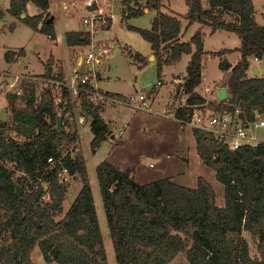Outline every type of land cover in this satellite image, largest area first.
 Listing matches in <instances>:
<instances>
[{
  "label": "trees",
  "instance_id": "1",
  "mask_svg": "<svg viewBox=\"0 0 264 264\" xmlns=\"http://www.w3.org/2000/svg\"><path fill=\"white\" fill-rule=\"evenodd\" d=\"M201 1L183 0L186 24L208 25L210 33H233L240 43L238 48L209 52L217 59L227 98L208 106L221 112L237 107L242 110L243 123L253 118V111L264 114V77L246 76V71L251 74L249 59L264 54V25L255 23L251 1L203 0L205 7ZM28 2L39 9L37 15L25 11ZM129 2L120 0L121 21L140 16L144 10L154 11L149 29L125 27L136 31L150 46L157 76L163 66L189 54L183 80L186 105L172 113L173 118L185 123L190 106L204 103L195 92L201 83L202 36L196 31L188 41L179 42L178 15L162 12L161 0ZM48 3L9 0L6 13L54 40ZM109 25L108 21L106 28ZM12 27L13 23L9 25ZM63 38L68 47L88 44V33L81 30L66 31ZM232 52L239 54L234 65L224 56ZM22 54L23 49L8 50L3 58L11 62ZM131 57L139 68L146 62L139 52ZM51 64L49 57L43 72L34 76L41 81H22L21 95L4 94L8 117L0 120V264H34V248L48 263L106 264L85 159L78 151L70 154L78 142L72 118L75 103L66 85L59 87L57 109L51 103L49 80L64 83L60 70L53 76ZM88 88L80 84L75 97L79 113L89 121L90 148L94 151L111 131L99 114L101 104L92 105L86 99L84 91ZM57 121L61 122L59 129ZM191 135L195 154L221 185V206L215 203L211 184L200 176L190 188L169 178L139 184L130 175L131 169H119L105 160L95 166L115 264H168L179 253L184 255L185 264H264V141L230 150L208 133L191 128ZM64 174L80 181V188L57 220L69 189ZM242 232L254 239L258 258L249 256Z\"/></svg>",
  "mask_w": 264,
  "mask_h": 264
},
{
  "label": "rangeland",
  "instance_id": "2",
  "mask_svg": "<svg viewBox=\"0 0 264 264\" xmlns=\"http://www.w3.org/2000/svg\"><path fill=\"white\" fill-rule=\"evenodd\" d=\"M9 0H0V73H8L11 75H18L21 72H31L32 74H40L43 72L44 62L52 55L57 60L52 62V74L57 76L58 70L62 73V84L69 85L72 78V68H76L78 71L85 68L76 63V58L84 56L90 51V43L92 41L94 47H101L104 44H108L110 52L95 63L97 69V84L100 88L109 91L112 94H118L119 98L131 95L136 90L143 91L148 90L156 92L155 99L158 100L157 104L162 109L163 101L166 95V89L169 87V83H177L174 94L169 97V103L166 104L165 110H174L177 107L185 106V101L179 100L185 94L183 93V82H181L182 75L185 71L184 59L181 58L174 65L164 68L166 76L159 79L156 75V67L152 59H148L150 51L149 45L139 36V34L125 27V23L129 26L139 27L143 29H149V20L153 11L149 13H143L140 16L130 17L125 23L119 21V0H111L104 8L108 10L109 15L112 16L111 27L114 38L112 41L103 43L104 31H97L88 35V44L84 46L68 47L64 43L63 34L66 31L79 30L84 31L81 25L80 19L85 15V10L82 7V0H50V9L55 19L54 31L56 34V44L54 40L49 39L42 33L31 30L21 21L10 16L6 13ZM132 3L133 0H129ZM167 0H163L166 2ZM252 6H254V21L256 24L264 25V0H250ZM171 7L183 17L184 4L183 0H169ZM142 2H140L141 4ZM102 4V3H101ZM103 7V5H102ZM166 10V9H165ZM164 10V11H165ZM107 13V12H106ZM178 15V16H179ZM13 23V27L9 28V25ZM194 26V27H192ZM77 29V30H78ZM197 29V24L193 23L187 28L185 34L182 37L183 41L189 40L191 35ZM99 31V32H98ZM195 33V32H194ZM193 33V34H194ZM90 37V38H89ZM92 38V39H91ZM90 41V42H89ZM203 51L201 59V83L198 85L197 91H195L202 99L204 104L214 103L217 90L223 87V75L217 68V59L209 54L212 51H218L223 48H235L240 45L236 36L233 33L225 32H206L202 37ZM24 49V55H21L16 62L8 64L4 58L3 53L11 50L17 52ZM128 50L133 52H139L146 58V62L142 68H138L135 60L130 57ZM74 51V53H73ZM51 57V61H53ZM239 54L233 52L227 56L230 65H234L238 59ZM185 58V57H184ZM250 61V59H249ZM250 68L253 67L258 70V66L250 61ZM163 69V68H162ZM173 72L176 76H173L169 80V73ZM101 74V79L98 80V75ZM161 74V73H160ZM258 75L250 74L246 71V76ZM65 78V80H64ZM176 79L177 82L173 80ZM10 81V80H9ZM156 81L161 82L159 85ZM38 82V81H37ZM58 84L61 82H57ZM42 86V85H41ZM61 86V85H60ZM59 86V87H60ZM226 89V88H225ZM196 90V89H195ZM5 90L0 91V115H6V110L3 113ZM149 95V94H148ZM186 96V95H185ZM73 103H75L72 113L73 119L76 123L78 142L70 149V154L76 153L73 148H76L85 159L86 174L90 183V191L92 194L93 205L95 213L97 214V222L99 231L102 235V243L106 253V264H115L113 251L110 246L109 234L106 228L105 215L102 210V203L100 194L98 192L96 176L94 174V168L98 162L105 159V153L112 147L110 151L111 156L117 157L126 165H135L134 177L138 182L153 181L156 179L165 178V176L171 175L174 172L177 178H174L176 184L193 187L195 180L198 176L204 178L209 182L215 191V203L222 205V188L221 185L215 180L214 173L210 168L198 163L197 155L192 151L190 143H183L181 153L175 152L174 145L177 144L175 135V129L180 126V130L184 132L185 129H190L185 123L175 122L173 119H168L157 115L156 113L161 110H156L154 105L151 113L136 111L129 109L127 106L121 103H111L105 101L106 106L103 107L104 102H101V116L105 122L110 123V131L113 138L107 137V143H101L94 151H91L90 141L91 134L88 129L89 123L79 124L76 121V117L79 113V103L75 95L71 92ZM226 100V99H225ZM224 100V101H225ZM222 101V102H224ZM57 109V107H55ZM172 110V111H173ZM173 113V112H171ZM8 116V115H7ZM7 119V118H6ZM179 121V120H178ZM143 127H140L141 124ZM61 124V122L59 121ZM126 124L127 127L122 128V124ZM59 124V125H60ZM121 128V134H117L118 129ZM80 134V137H79ZM253 134L260 140H264V128L254 129ZM179 149V148H176ZM180 150V149H179ZM77 152V153H78ZM166 155V157H165ZM177 158L183 165H173L171 160ZM170 162V165L166 168H161V162ZM186 166V167H185ZM64 179L69 183V189L65 193V198L62 201V212L55 216V219H60L63 212L69 207L74 200L76 193L80 188V181L72 179L70 176L64 174ZM242 237L248 245V253L250 257L258 258L259 255L256 251V245L254 239L250 237L248 232H242ZM31 260L34 264H56L54 262H44L40 251L34 248L31 253ZM186 260L182 253L177 254L173 260L168 264H185Z\"/></svg>",
  "mask_w": 264,
  "mask_h": 264
},
{
  "label": "built area",
  "instance_id": "3",
  "mask_svg": "<svg viewBox=\"0 0 264 264\" xmlns=\"http://www.w3.org/2000/svg\"><path fill=\"white\" fill-rule=\"evenodd\" d=\"M98 0H82V7L85 10V15L80 19L83 29L88 35L92 36L97 29L106 30L107 22H111L112 16L107 15L99 8L97 5ZM90 38V37H89ZM92 39V38H91ZM90 42V41H89ZM95 45V44H94ZM92 41L89 45L90 51L87 52L84 56L80 57L78 64L80 66H85L84 69L80 71H75L72 75L69 85L58 84L57 81L49 80L53 91L52 104L54 107L59 106L60 95L58 94L59 86L66 85L73 95H76L80 84H87L88 89H85L86 99L92 104H101V102L109 101L111 103L117 102L122 105L127 106L129 109L151 113L153 110L151 108V101L149 100L148 93L140 90L132 92L131 95H128L122 98L111 97L100 91L97 84V69L95 68V63L99 62L102 57H105L110 52V46L104 44L101 47H94ZM250 61L253 64H256L259 68L257 72H260V77H264V54L260 57L252 56ZM10 80V81H9ZM23 80H32L39 82L42 79H37L29 75H11L8 73H0V91L5 90L6 92L12 93L16 96L22 94V81ZM184 80V79H183ZM177 82L176 79L173 80ZM182 82V79H181ZM159 85L161 82L156 81ZM191 112L189 114V120L185 122L190 128L200 130L204 133H208L215 140L222 143L225 147L230 150H234L238 147L244 145H255L264 140L258 139L254 134V129L264 128V114L257 111H253L251 120H246L244 123L240 115L242 110L239 108H234L233 110H227L221 112L210 108L208 103L204 104H193L190 106ZM172 111H167L163 108L160 112L156 113L159 116L168 118L172 116ZM173 117V116H172ZM88 120L84 115L78 114L76 121L79 124H84ZM182 123L181 121H179ZM126 124L122 125V128H125ZM121 128L118 129L117 134H121ZM75 152L78 150L73 148ZM47 162H51V159L48 158Z\"/></svg>",
  "mask_w": 264,
  "mask_h": 264
},
{
  "label": "crops",
  "instance_id": "4",
  "mask_svg": "<svg viewBox=\"0 0 264 264\" xmlns=\"http://www.w3.org/2000/svg\"><path fill=\"white\" fill-rule=\"evenodd\" d=\"M111 0H98L97 1V5L99 6V8L101 9V10H103V12L105 13V14H107V15H109L110 13L108 12V10H106L105 8H104V6L108 3V2H110ZM102 3V4H101ZM130 4V3H129ZM142 4V3H141ZM102 5H103V7H102ZM201 5H202V7H205L206 6V2L205 1H201ZM172 5H171V3L169 2V0H167L166 2H163V0H161V11L162 12H164V13H169V12H174V13H176L177 14V12L171 7ZM106 7V6H105ZM122 8V5H121V3H120V0H119V8H118V10H119V16H120V14H121V9ZM253 8H254V6H253ZM166 9V10H165ZM165 10V11H164ZM25 11L28 13V15H37L38 13H39V9H37L33 4H31L30 2H28V3H26V5H25ZM49 14H50V17H49V20L52 22V25H53V29H54V27H55V19L53 18L54 16H53V14H52V11H51V9H50V0H49V3H48V7H47V10H46ZM107 12V13H106ZM183 12H186V8H185V6H184V10H183ZM144 13H149V11H147V10H144ZM153 15H154V11H153V14L151 15V18H150V20L152 19V17H153ZM177 15H179V14H177ZM184 15H185V13H184ZM184 15H183V17H184ZM180 18V15L178 16V19H179V22H180V33H179V35H178V40H179V42H186V41H188V39H186V41H183L182 40V37H183V35L185 34V32H186V30H187V28L188 27H190V25L191 24H193V23H195V24H197V29H194L193 31L194 32H196V31H199L200 32V34H201V36L203 37L204 36V34L206 33V32H209L210 33V27L208 26V25H199L198 23H196V22H193V23H190L189 25H187L186 24V21L184 20V18ZM226 19L228 18V17H225ZM150 20H149V24H150ZM119 21L120 22H126V21H121L120 20V17H119ZM125 25H126V23H125ZM111 27V23H110V25L108 26V28L106 29V30H100V31H104L105 33H104V36H103V43H105V42H107V41H112L113 40V38H114V36H113V34L111 33V31H112V28H110ZM192 27H194V26H192ZM78 28H75V30H70V31H76ZM79 30V29H78ZM224 31V30H223ZM223 31H216V32H220V33H223ZM36 32V31H35ZM99 32V31H98ZM193 32V33H194ZM226 32V31H225ZM193 33L191 34V35H189V38L193 35ZM56 34H55V39H54V43L56 44L57 42H56ZM150 47V46H149ZM235 48H238V47H235ZM229 49H232V48H229ZM24 49H23V54L22 55H24ZM73 53H74V51H73ZM233 53V52H232ZM232 53H229V54H225L224 56H225V58H226V60H227V56H229L230 54H232ZM128 54L130 55V57H131V52L128 50ZM148 55H151V49H150V51H149V53H148ZM143 56V55H142ZM21 57V56H20ZM50 57H52V55H50ZM180 57L181 58H183L184 59V62L186 63V65H185V69H186V66H187V61H188V59H189V54H182V55H180ZM178 58V60L179 59H181V58ZM185 57V58H184ZM19 57H16V58H14L11 62H7L8 64H12V63H14V62H16L17 61V59H18ZM53 59V63L54 62H56L57 60H55V58L54 57H52ZM80 58V57H79ZM79 58L77 57L76 58V63H78V60H79ZM201 59H202V57H201ZM178 60L174 63V64H171V65H174L175 66V64L178 62ZM228 61V60H227ZM137 63V65H138V68H139V66H140V64L138 63V62H136ZM230 63V62H229ZM171 65H168V66H171ZM53 66V65H52ZM51 66V67H52ZM144 66V65H143ZM143 66H141L140 68H142ZM168 66H163L162 68V71H161V74L159 75V76H157V77H159V79H161L163 76L165 77L166 76V74H165V71H164V68H166V67H168ZM254 69L255 68H253V67H251L250 68V71H251V73L254 71ZM256 70V72H255V74L257 73V69H255ZM75 71H77V69L76 68H72V72L74 73ZM42 72H40V74H41ZM21 74H24V75H29V76H39L40 74H32L31 72H28V71H26V72H21ZM21 74H18V75H21ZM181 75H182V80L185 78V76H186V73H185V71L183 72V73H180ZM173 76H176L173 72H170L169 73V82H170V80H171V78L173 77ZM101 79V74L100 75H98V80H100ZM64 80H65V78H64ZM183 82V81H182ZM175 84H177V83H169V87H168V89H166V95H165V98H164V101H163V107H162V109L163 108H165V106H166V104L167 103H169V97L172 95V94H174V90L176 89V85ZM99 89H100V91L101 92H103L104 94H106V95H108V96H111V97H118L119 98V96H118V94H112V93H110L109 91H107V90H104V89H102V88H100L99 87ZM157 89H156V92H153L152 90H148V97H149V100L151 101V103H152V106L154 105V107H155V109L156 110H162L160 107H159V105L157 104V101L158 100H156L154 97H155V94L157 93ZM195 91H197V88H196V90ZM184 93V92H183ZM198 93V92H197ZM2 97H3V99H4V106H3V113H4V110H6V115L4 114H2V115H0V120H2V121H4L8 116V111H7V109H6V101H5V97L3 96V95H1ZM186 97L187 96H182L179 100H181V101H184V100H186ZM185 104H186V101H185ZM104 106L103 107H105L106 106V104L104 103L103 104ZM102 107V106H101ZM104 109V108H103ZM103 109L101 108V110L99 111V114H100V116H101V112L103 111ZM173 110V109H172ZM172 110H170V111H172ZM173 112V111H172ZM171 117V118H170ZM170 117H168V119L170 118V119H173L176 123L177 122H179L177 119H175V118H173L172 116H170ZM101 118L103 119V117L101 116ZM169 119V120H170ZM88 121V120H87ZM106 121V120H105ZM87 123H89V121L87 122ZM107 123V125L108 126H110V123L107 121L106 122ZM125 124V123H124ZM141 124V126L140 127H143V124L140 122L139 123V125ZM123 125V124H122ZM177 128L175 129V135L177 136V138H176V142H177V144L176 145H174V147H175V152L176 153H181L182 151H184V150H181L182 149V147H184L185 146V143H190V146H191V148H192V151L193 152H195V143H194V139H193V136L191 135V128L190 129H185L184 130V132L183 131H181L180 129V126H178V123H177ZM126 127H127V125H126ZM89 129V128H88ZM91 134V133H90ZM79 137H80V134H79ZM92 137V136H91ZM110 138H113V135L111 134L110 136H109ZM107 143V142H109L108 141V139L106 138L105 140H103V141H101L100 142V144L101 143ZM183 143H184V146H183ZM100 144H99V146H100ZM98 146V147H99ZM176 148H179V149H176ZM112 147H110L108 150H107V152L105 153V161H107V162H109L112 166H114V167H118L119 169H131V171H130V175L133 177V179H134V181H136L137 183H139V184H143V183H147V182H151V181H146V182H138L136 179H135V175H134V171H135V165H133V166H129V165H126V163L125 162H123V161H121L120 159H118L117 157L115 158V157H113V156H111V154H110V151H112ZM165 157H166V155H165ZM198 157V156H197ZM167 158V157H166ZM172 161V162H171ZM170 162H171V164H173V165H176V164H178V165H183V163L180 161V160H177V158H175V159H173V160H171ZM197 161H198V163H200V160L199 159H197ZM170 162L168 163V162H166V160L165 161H163L162 160V162H161V164H160V166L161 165H163V167L161 166V168H166V167H168L169 165H170ZM201 164V163H200ZM186 167V166H185ZM165 178H169L170 180H172L173 182H174V178H177V176H176V174L174 173V172H171V175H169V176H165ZM218 206H221V205H218Z\"/></svg>",
  "mask_w": 264,
  "mask_h": 264
},
{
  "label": "water",
  "instance_id": "5",
  "mask_svg": "<svg viewBox=\"0 0 264 264\" xmlns=\"http://www.w3.org/2000/svg\"><path fill=\"white\" fill-rule=\"evenodd\" d=\"M21 17L23 16V14H21L20 15ZM153 57H152V55H150L149 57H148V59L150 60V59H152ZM255 72H256V70L254 69V71L252 72V74H255ZM227 98V91H226V89L225 88H219L218 90H217V93H216V96H215V99L218 101V102H222V101H224L225 99ZM60 123L57 121V128L59 129L60 127V125H59Z\"/></svg>",
  "mask_w": 264,
  "mask_h": 264
}]
</instances>
